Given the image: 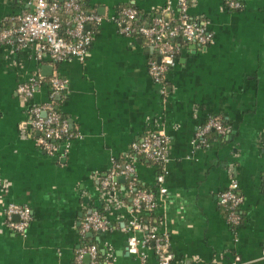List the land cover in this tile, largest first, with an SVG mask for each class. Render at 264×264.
<instances>
[{"label":"crops","instance_id":"obj_1","mask_svg":"<svg viewBox=\"0 0 264 264\" xmlns=\"http://www.w3.org/2000/svg\"><path fill=\"white\" fill-rule=\"evenodd\" d=\"M168 1L176 0H81L104 20L83 62L55 65L38 59L34 46L0 44V264H75L83 245L98 249L100 264H141L127 248L129 203L107 210L98 190L114 161L149 132L168 139L167 162L162 173L136 163L134 174L154 194L163 175L165 195L149 216L171 264H264V0H193L189 15L206 21L213 42L179 45L162 96L144 42L119 35L110 20L124 6L151 17ZM229 2L240 7L230 10ZM30 10L29 0H0V29H14ZM54 72L67 80L58 109L76 137L67 154L50 157L38 149L28 110L49 102ZM37 76L47 83L23 102L17 87ZM211 118L225 133L201 147L195 134ZM233 183L243 199L235 228L218 205ZM116 185L126 201L124 182ZM9 204L31 212L25 237L7 227ZM91 213L110 230L82 239L80 221ZM139 251L144 264L157 263L153 244Z\"/></svg>","mask_w":264,"mask_h":264},{"label":"built area","instance_id":"obj_2","mask_svg":"<svg viewBox=\"0 0 264 264\" xmlns=\"http://www.w3.org/2000/svg\"><path fill=\"white\" fill-rule=\"evenodd\" d=\"M193 3V0H176L175 3L168 1L158 16L153 17L148 23L139 25L134 24L138 21V13L136 9L130 7L121 10L110 20L119 35L128 38L138 35L144 39L148 53V74L161 90L162 96L166 94V75L175 66L180 51L176 40L182 39L185 44L201 49L207 48L213 42L206 21L189 15V8ZM29 4L31 10L18 19L14 29H0V44L17 48L34 46L38 59L47 55L55 65L69 61L83 62L88 56L95 30L104 21L103 18L84 11L80 0H29ZM227 7L234 10L240 6L238 3L229 2ZM41 79L37 76L17 87V94L23 102L28 103L32 100L38 88L43 85ZM67 85V80L54 72L47 83L50 92L49 102L45 105L32 106L28 110V125L38 137L36 141L38 149L50 157L67 154L74 139L68 136V123L62 121L51 107V99L62 96L67 90ZM212 132L218 136L224 135L225 128L219 119H208L196 132V143L204 147L205 137ZM130 150L140 159L159 167L162 173L168 159L169 142L162 132H149L139 144L134 142ZM127 158L126 165L121 167L113 164L111 171L100 181L99 196L107 210L123 208L125 200L117 196L114 180L119 177L128 179L126 199L133 193L129 205L132 219L128 230L132 236L127 240L128 253L139 257L141 264H144L145 259L139 250L153 244L156 264H171L172 256L167 239L157 237L152 227L144 226L141 222V217L151 214L156 209L158 197L165 195L162 189L163 175L160 174L157 178L156 194L135 190L136 161L130 156ZM262 186L264 189V172ZM242 203L243 199L237 193L234 183L218 195V205L226 209V221L234 228L241 222ZM4 217L10 231L25 237L31 221L28 207L9 204L4 210ZM109 230V223L97 213L87 214L80 221L79 233L82 239L89 234H101ZM138 233L142 235L141 239L136 238L135 234ZM86 257L87 264H100L98 249L94 245H83L76 254L75 264H85L83 260ZM238 262L239 259H236V263Z\"/></svg>","mask_w":264,"mask_h":264},{"label":"trees","instance_id":"obj_3","mask_svg":"<svg viewBox=\"0 0 264 264\" xmlns=\"http://www.w3.org/2000/svg\"><path fill=\"white\" fill-rule=\"evenodd\" d=\"M47 1H50V0H47ZM80 3H81V7H82V9L85 11V9L83 8V5H82L81 0H80ZM129 7H130V8H133V7H131V6L120 7V8H118L117 13L120 12L121 10H123V9H125V8H129ZM134 9H135V8H134ZM136 11H137V10H136ZM160 12H161V9H160L158 12L156 11V13H155L154 15H152L151 17H143V16L137 11V13H138V21L134 22V24L139 25V24H143V23H148L153 17L158 16V15L160 14ZM162 17L165 18L164 16H162ZM165 19L168 20V18H165ZM134 24H133V25H134ZM133 38L141 39V40L144 42V44H145V41H144V39H143L142 37H140V36H138V35H135ZM176 44L182 45V44H184V42H183L182 39H178V40H176ZM43 82H44V83H47V80L44 79ZM44 85H45V84H44ZM48 90H49V89H48ZM48 93L50 94V92H48ZM59 97H60L59 99H56V97L53 98V99H51V102H52V106H51V107H52V111L55 112V113L59 116V118H60L62 121H65V122L67 123V120H66L65 117L60 113V111H59V109H58V107H59V105H60V103H61V96H59ZM211 135H217V134H215V133H213V132H212V133H209V134L205 137L206 145L209 144V137H210ZM68 136L70 137V139H73V138L76 137V135H75L73 132H71L70 130H68ZM217 136H218V135H217ZM143 138H144V137H142V139L136 141L135 143H138V144H139V143L143 140ZM128 156H130L131 158H133V159L136 161V163L147 164V165H153V164L150 163V162H146V161L140 159V157L136 156V155L133 153V151L130 150V149H129L128 153H127L124 157H122L121 159H118V160L114 161V164L123 167V166L126 165L127 162H128V158H127ZM128 184H129V180H128V179H126V180L124 179V189H125L126 192H127V190H128ZM115 187H116V191H117V196L120 197V194H119V192H120V191H119V188L117 187V185H115ZM135 190H142V191H146V192H148V193H153L149 188L144 187V186L141 185L137 180H136V188H135ZM153 194H154V193H153ZM132 195H133V193H131V194L129 195V197L126 199L125 203H129V205H130ZM221 208H222V210L224 211V214H225V217H226V216H227V211H226V209L223 208V207H221ZM141 222H142V224H143L144 226H147V227H152V226L154 225L153 218L150 217L149 215H144L143 217H141ZM241 222H242V216H241ZM241 222H240V224H241ZM231 227H232V226H231ZM233 228H234V227H233ZM98 261H99V259H98Z\"/></svg>","mask_w":264,"mask_h":264},{"label":"water","instance_id":"obj_4","mask_svg":"<svg viewBox=\"0 0 264 264\" xmlns=\"http://www.w3.org/2000/svg\"><path fill=\"white\" fill-rule=\"evenodd\" d=\"M60 97H56V99H59ZM115 182H118V183H123L124 182V178H122V177H119V178H116L115 180H114ZM14 220H16V219H14ZM88 237H91V235L89 234V235H87ZM84 261H85V263L87 264L88 263V258L86 257L85 259H84Z\"/></svg>","mask_w":264,"mask_h":264}]
</instances>
